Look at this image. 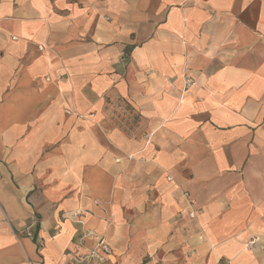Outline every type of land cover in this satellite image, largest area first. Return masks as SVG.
<instances>
[{"label":"crops","instance_id":"1","mask_svg":"<svg viewBox=\"0 0 264 264\" xmlns=\"http://www.w3.org/2000/svg\"><path fill=\"white\" fill-rule=\"evenodd\" d=\"M88 229L106 264H264V0H0V264H92Z\"/></svg>","mask_w":264,"mask_h":264},{"label":"rangeland","instance_id":"2","mask_svg":"<svg viewBox=\"0 0 264 264\" xmlns=\"http://www.w3.org/2000/svg\"><path fill=\"white\" fill-rule=\"evenodd\" d=\"M41 49H43V47L40 46ZM130 105H128L126 103L125 100H123V98L121 97L120 99L118 98V100L115 101H111L109 103V105L106 106L105 111H104V115L105 117L111 119L114 122H121V125H126V118L129 116V111H130ZM67 112H70V109H67ZM86 114H82L81 116H85ZM88 117L90 118H94L95 114L94 113H88L87 114ZM98 126L99 123L97 124ZM99 131L101 132V134L107 138L109 137V134L112 132L111 129H99ZM146 138H150V135H147ZM126 159L128 161V163L133 162L134 160L137 159L135 153H126ZM117 161H122V158H117ZM168 180L171 181L173 180L172 176L168 177ZM183 196L184 199L187 201V208H183L180 212L181 215H186L190 218H195L197 216V214L199 212L202 211L201 208H195V205H197V201L196 199L191 195V193L187 190H184L183 192ZM110 202V200H108ZM73 217L75 218L76 222H79L81 225H85V214H86V209L84 208H78L75 209L73 211H71ZM104 218L106 219L108 224H113L115 222V217L114 215L109 212L106 211ZM128 222V220H127ZM86 235L89 236L90 238L94 239V245L92 247H90L88 249V251L84 254H80V255H74L73 256V260L75 262H79V263H84V262H91L92 264H106L107 262H111V263H116L117 260V254L115 253L112 245L107 241V239L105 237H101L100 234L94 230V229H88L86 230ZM254 236L251 237L250 240L253 239ZM100 240H105L110 246H111V252L107 253L103 247L100 245ZM250 240L248 241V243L250 242ZM247 243V244H248ZM257 242H255L254 244L250 245V247H254L255 244ZM228 262L229 264H232V260L230 258L227 257H221L217 259V264H224Z\"/></svg>","mask_w":264,"mask_h":264},{"label":"built area","instance_id":"3","mask_svg":"<svg viewBox=\"0 0 264 264\" xmlns=\"http://www.w3.org/2000/svg\"><path fill=\"white\" fill-rule=\"evenodd\" d=\"M192 82V79H187V83L190 84ZM28 234H31L30 232ZM100 245L103 247V249L107 252V253H110L111 252V246L105 241V240H100ZM255 242H257L256 240V236L253 237L252 240H250L249 244L252 245L254 244ZM248 244V245H249ZM249 245V247H250ZM224 264H229L228 262L224 263Z\"/></svg>","mask_w":264,"mask_h":264}]
</instances>
